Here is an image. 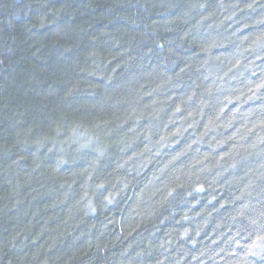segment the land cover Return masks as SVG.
<instances>
[{
	"label": "trees",
	"instance_id": "trees-1",
	"mask_svg": "<svg viewBox=\"0 0 264 264\" xmlns=\"http://www.w3.org/2000/svg\"><path fill=\"white\" fill-rule=\"evenodd\" d=\"M0 264H264V0H0Z\"/></svg>",
	"mask_w": 264,
	"mask_h": 264
}]
</instances>
